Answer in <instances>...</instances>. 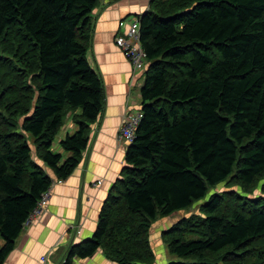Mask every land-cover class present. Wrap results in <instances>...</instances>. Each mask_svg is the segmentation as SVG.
I'll use <instances>...</instances> for the list:
<instances>
[{
	"label": "trees",
	"instance_id": "1",
	"mask_svg": "<svg viewBox=\"0 0 264 264\" xmlns=\"http://www.w3.org/2000/svg\"><path fill=\"white\" fill-rule=\"evenodd\" d=\"M98 3L0 0V99L12 98L0 105V264L52 185L48 169L57 179L74 172L102 113L103 82L86 56ZM139 18L143 117L93 236L65 264L99 249L117 264H153L157 219L211 186L251 190L264 178V0H151ZM12 30L17 49L5 44ZM4 56L24 64L17 82L8 84ZM69 113L78 128L61 153L54 145ZM200 211L163 232L181 258L168 264H264V195L217 193Z\"/></svg>",
	"mask_w": 264,
	"mask_h": 264
},
{
	"label": "crops",
	"instance_id": "2",
	"mask_svg": "<svg viewBox=\"0 0 264 264\" xmlns=\"http://www.w3.org/2000/svg\"><path fill=\"white\" fill-rule=\"evenodd\" d=\"M91 14L87 60L99 74L104 89V106L99 118L90 125V140L74 172L55 183L44 212L23 228L14 249L3 264H65L71 247L93 236L101 207L114 182L121 177L126 151L131 144L120 141L118 133L127 114L142 111L141 88L146 71H134L131 62L116 44L124 33L121 21L129 23L145 14L151 0H98ZM57 135L54 150L64 153L60 141L78 127L71 113ZM57 139V138H56ZM99 180L101 182L97 183ZM182 211V210H181ZM175 214V213H173ZM160 217L151 227L153 264H168L176 259L163 240V232L180 219L174 215ZM4 245L0 237V247ZM71 264H117L103 249L88 258L75 256Z\"/></svg>",
	"mask_w": 264,
	"mask_h": 264
},
{
	"label": "built area",
	"instance_id": "3",
	"mask_svg": "<svg viewBox=\"0 0 264 264\" xmlns=\"http://www.w3.org/2000/svg\"><path fill=\"white\" fill-rule=\"evenodd\" d=\"M120 26L124 27V33L117 35V46L123 52L125 57L131 62L134 71H146L149 61L141 42L140 18H135L129 23H126V21H121ZM142 117L143 112L141 110L127 114L123 124L120 127L118 139L120 141L132 143L137 136V129L140 125ZM62 180L63 179H57L59 182ZM100 182L101 180L95 184H99ZM54 183L55 181H53L52 185ZM52 185L42 194L41 198L37 202L36 207L29 213L24 223V227L33 221L34 218H37L44 212L51 196ZM41 264H49L48 258L46 256L41 258Z\"/></svg>",
	"mask_w": 264,
	"mask_h": 264
},
{
	"label": "rangeland",
	"instance_id": "4",
	"mask_svg": "<svg viewBox=\"0 0 264 264\" xmlns=\"http://www.w3.org/2000/svg\"><path fill=\"white\" fill-rule=\"evenodd\" d=\"M5 44L6 45H13L14 48L17 49V47L19 45H22V40H21L20 34L16 30H12L9 33L7 42ZM3 63H4V65H6L4 67L5 68L4 71L6 73V76L8 77V84L17 82V80H18L17 74H18V72H20V70L24 71V67H25L24 64L15 60L12 56H10V58H8L7 56H4ZM31 81H32V78L30 77V75L27 78H25V82L29 83ZM12 94H13L12 91L10 93H8V95H10V96H12ZM10 98L11 97H8L7 95L4 94L3 99L2 100L0 99V105H3V103L10 101L12 99V98L11 99ZM3 106L5 109L6 105H3ZM3 106H0V108L2 110H4ZM10 111H12V109ZM19 119L21 120L22 118H19ZM59 135H62V132H60ZM31 140H32V138H31ZM57 140H58V137H57L56 141ZM226 191H235L236 193L243 195L245 197H261L262 195H264V178L262 180H260L259 183L251 190H244L241 186H239L235 182H231V181L223 182V183H220L216 186H211L209 188L207 195L203 199L196 201L190 208H187V209L182 210V211H177L173 215L179 219L180 218L182 219L183 217L190 216L192 214H200L201 216H204L203 213H201V211H200V206H202L207 200H209L212 195L217 194V193H224ZM150 236H151V234H150ZM162 236H163V234H162ZM151 241H152V239H151ZM172 255L174 257H176L175 260H177L178 258L181 260V258L177 257V255H175V254H172Z\"/></svg>",
	"mask_w": 264,
	"mask_h": 264
}]
</instances>
